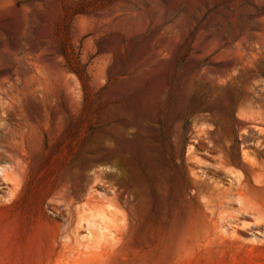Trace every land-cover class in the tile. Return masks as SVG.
<instances>
[{
  "label": "rangeland",
  "instance_id": "obj_1",
  "mask_svg": "<svg viewBox=\"0 0 264 264\" xmlns=\"http://www.w3.org/2000/svg\"><path fill=\"white\" fill-rule=\"evenodd\" d=\"M208 148L264 227V0H0V264H264Z\"/></svg>",
  "mask_w": 264,
  "mask_h": 264
},
{
  "label": "bare ground",
  "instance_id": "obj_2",
  "mask_svg": "<svg viewBox=\"0 0 264 264\" xmlns=\"http://www.w3.org/2000/svg\"><path fill=\"white\" fill-rule=\"evenodd\" d=\"M205 152L204 158H200V154L197 153L195 160L197 166L210 171L212 176L205 177L204 185L199 187L198 192L206 202L216 231L222 235L228 232L236 234L238 228L253 227L255 234L264 238L263 218L249 194L245 192L244 178L228 161L218 155L215 148L205 149ZM220 175H224L228 182L217 179Z\"/></svg>",
  "mask_w": 264,
  "mask_h": 264
}]
</instances>
